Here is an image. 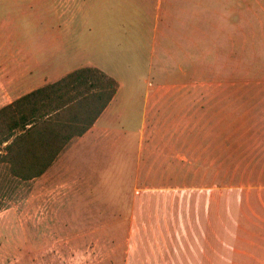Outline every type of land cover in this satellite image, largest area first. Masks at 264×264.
Listing matches in <instances>:
<instances>
[{
  "label": "rangeland",
  "instance_id": "obj_1",
  "mask_svg": "<svg viewBox=\"0 0 264 264\" xmlns=\"http://www.w3.org/2000/svg\"><path fill=\"white\" fill-rule=\"evenodd\" d=\"M167 2L92 0L86 8L69 7L77 14L71 23L67 17L59 21L58 1L27 0L0 9V17L11 13L14 22L7 29L14 34L13 46L31 53L43 70L97 65L112 73L121 84L112 124L134 130L147 82L177 79L175 61L167 58L168 73L160 65L162 47L176 48V33L165 24ZM200 14L195 27L205 46L199 80L205 84L191 77L182 104L191 115L199 112L190 119L191 144L200 148L191 175L204 177V185L217 181L224 192L235 191L237 234L249 236L247 246L264 259V223L258 218L264 220V0H204ZM74 35V41L58 45L57 38ZM11 64L20 68L27 62L21 54L0 55V72ZM123 146L108 159L92 153L80 170L66 155L30 182L0 174V264H182L178 247L165 246L171 235L150 197L154 188L180 191L181 168H160L179 180L173 187L160 184L158 168L142 172L133 166L130 146ZM246 215L255 222L240 224ZM237 263L264 264L256 258Z\"/></svg>",
  "mask_w": 264,
  "mask_h": 264
},
{
  "label": "crops",
  "instance_id": "obj_2",
  "mask_svg": "<svg viewBox=\"0 0 264 264\" xmlns=\"http://www.w3.org/2000/svg\"><path fill=\"white\" fill-rule=\"evenodd\" d=\"M25 1L27 0H0V9L4 12L5 8H10L13 4L20 5ZM56 1L62 8L61 14H57L60 17L59 21L62 17H67L66 21L72 23L76 20L77 14L71 13L69 7L86 8L88 1L92 0ZM167 3L168 7L165 11L167 23L165 24L176 33L174 38L176 48L170 50L168 46L162 47L163 58L160 59V65L161 71L168 73V64L165 63L167 58L175 61L176 70L174 71H176L177 79L154 84L147 82L148 90L144 96L136 129L131 130L126 126L112 124L118 116L115 103L121 90L120 82L112 73L97 65H83L68 72L60 69L43 70L40 64L33 63L38 60L32 58L31 53L25 52L21 47L13 46L14 34L7 29V24L14 21L8 11L0 17V55L21 54L25 56L27 64H22L20 68L11 64L0 72V110L48 84L59 81L75 70L91 67L103 71L119 83L115 98L93 128L84 136L73 139L44 175L66 155H70L72 167L80 170L84 168L85 161L92 153L96 155L95 159L98 156L108 159L127 143L132 149L133 166L142 168V172L147 167L158 168L154 175H156L155 181L160 184H169L168 186L173 187L174 184L179 183L178 178L170 176L160 168H181L180 184H178L180 191L165 192L160 190V187L152 188L157 191H153L150 197L157 201L156 217L166 223L167 231L171 235L167 237L165 246L178 247L175 253H180L182 264H239L238 258H244L251 263L256 258L257 261L264 263V259L254 254V247L247 246L246 240L249 236L247 237L244 232L241 236L237 234L239 220L234 212L235 206L232 205L236 202V200L232 201V194L235 191L224 192L217 181L204 185L207 182L204 177L191 175V166L199 164L200 148H194L195 144H191L190 119L198 117L199 112L197 115H191L189 111L182 108V104L187 101L189 91L185 89L191 86V77L198 79L199 86L205 84L204 80L199 81L200 73H203L205 69V46L200 28L198 25L197 29L195 27V23L200 21V15H202L200 12L204 0H168ZM72 39L74 41L77 36L74 35L73 38L61 36L57 38V43L66 45ZM131 135L133 138H130ZM205 161L201 165H221L220 161L211 163ZM142 175L141 173L140 176ZM261 203L264 208L263 196H261ZM134 207L135 210L139 209L137 204H134ZM258 218L264 223L263 219ZM252 221L255 222L253 215H246L245 220L240 224L252 223ZM175 225L179 228L174 229ZM178 236L180 239L176 238ZM238 238L243 240L239 241ZM166 253L175 254L169 249Z\"/></svg>",
  "mask_w": 264,
  "mask_h": 264
},
{
  "label": "trees",
  "instance_id": "obj_3",
  "mask_svg": "<svg viewBox=\"0 0 264 264\" xmlns=\"http://www.w3.org/2000/svg\"><path fill=\"white\" fill-rule=\"evenodd\" d=\"M118 89L113 77L85 67L0 110V174L19 182L42 177L93 128Z\"/></svg>",
  "mask_w": 264,
  "mask_h": 264
}]
</instances>
